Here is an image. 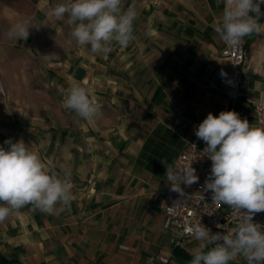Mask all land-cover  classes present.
Listing matches in <instances>:
<instances>
[{
    "label": "crops",
    "instance_id": "obj_1",
    "mask_svg": "<svg viewBox=\"0 0 264 264\" xmlns=\"http://www.w3.org/2000/svg\"><path fill=\"white\" fill-rule=\"evenodd\" d=\"M19 1L24 8L14 10L1 1L3 22L33 18L28 39L13 44L45 62L55 88H35L33 101L16 100L9 88L0 95V146L23 140L61 177L70 172L71 202L52 214L13 210L0 222V264H189L200 242L174 246L163 228L166 166L209 113L235 111L253 123L244 96L264 101V29L244 37L234 106L232 90L219 84L232 71L214 31L224 0H122L138 13L135 39L106 55L78 46L67 19L50 14L65 0ZM75 83L100 105L93 120L64 107Z\"/></svg>",
    "mask_w": 264,
    "mask_h": 264
},
{
    "label": "clouds",
    "instance_id": "obj_2",
    "mask_svg": "<svg viewBox=\"0 0 264 264\" xmlns=\"http://www.w3.org/2000/svg\"><path fill=\"white\" fill-rule=\"evenodd\" d=\"M224 4L222 21L214 31L242 54L244 37L264 29L259 22L264 0H224ZM50 14L58 21L66 18L76 44L90 46L93 54L106 55L114 43L127 47L135 39L133 23L138 13L132 6L124 10L122 0H65L54 5ZM32 23L31 17L15 23L7 32L8 39L27 40ZM55 57L43 55L45 60ZM64 107L85 120H93L100 112L90 89L79 83L69 87ZM195 135L206 144L203 157L212 162L202 191H211L212 201L230 206L237 224L226 234H213L201 222L187 226L185 231L200 242L189 264H230L237 256L246 264H264V226L253 222L257 213L264 212V127L250 125L235 111H221L218 116L209 113ZM4 143L8 147L0 146V222L26 205L49 214L64 210L57 205L70 206V172L61 177L23 140ZM166 178L170 190L181 198L186 196L181 185L190 187L199 181L192 165L169 164ZM186 200H175L168 207L169 214L175 215Z\"/></svg>",
    "mask_w": 264,
    "mask_h": 264
},
{
    "label": "built area",
    "instance_id": "obj_3",
    "mask_svg": "<svg viewBox=\"0 0 264 264\" xmlns=\"http://www.w3.org/2000/svg\"><path fill=\"white\" fill-rule=\"evenodd\" d=\"M262 8H264V4H262ZM242 48V54L232 49L229 45L221 51V56L229 61L232 71L228 76L221 77L219 84L232 90L234 106L235 101L242 96L238 92L242 66L245 61L244 45ZM3 86L0 76V90H3ZM244 99L249 105V112L253 119L251 124L257 127H264V101L254 99L248 95H245ZM239 116L243 119L240 114ZM205 147V142L196 137L194 130L191 138L186 141L183 150L172 164L179 165L182 168L192 165L199 177L198 183H194L190 187L181 185L186 193L184 198H181L178 193L171 191L170 185L164 194L162 204L163 228L172 235L174 246H179L182 242L193 238L191 234L185 231L187 226L201 222V224L211 229L213 234H226L236 227L237 224L236 213L230 206L212 201L211 191H202V186L210 175L212 163L210 159L203 157L201 153ZM177 199L187 200L182 206L176 208L175 215H171L168 212V207H171ZM253 222L264 226V212L257 213L253 217ZM162 263L166 264L167 260H162Z\"/></svg>",
    "mask_w": 264,
    "mask_h": 264
},
{
    "label": "rangeland",
    "instance_id": "obj_4",
    "mask_svg": "<svg viewBox=\"0 0 264 264\" xmlns=\"http://www.w3.org/2000/svg\"><path fill=\"white\" fill-rule=\"evenodd\" d=\"M2 0H0V76L3 82V90H0V95H7V89H10V94L18 100L26 99L33 101L34 89L43 86L55 88V82H51L50 78L45 75V66L42 61L31 55L33 52L29 48H21L14 45L16 39H8L7 32L12 25L15 24L11 20L10 24L3 22L7 18L2 12ZM5 4H9L11 9H22L24 5L19 0H4ZM69 37H71L69 35ZM61 40V39H60ZM58 40V41H60ZM27 87V88H26ZM28 87H31L30 90ZM23 88L26 90L23 91ZM4 92V93H3ZM61 99V98H59Z\"/></svg>",
    "mask_w": 264,
    "mask_h": 264
},
{
    "label": "trees",
    "instance_id": "obj_5",
    "mask_svg": "<svg viewBox=\"0 0 264 264\" xmlns=\"http://www.w3.org/2000/svg\"><path fill=\"white\" fill-rule=\"evenodd\" d=\"M174 253L177 254L179 253V251L176 248H174Z\"/></svg>",
    "mask_w": 264,
    "mask_h": 264
}]
</instances>
